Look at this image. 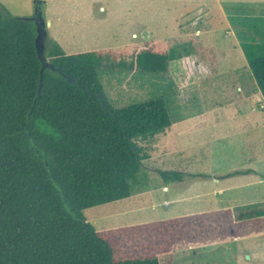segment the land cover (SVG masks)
Wrapping results in <instances>:
<instances>
[{
	"label": "trees",
	"instance_id": "trees-1",
	"mask_svg": "<svg viewBox=\"0 0 264 264\" xmlns=\"http://www.w3.org/2000/svg\"><path fill=\"white\" fill-rule=\"evenodd\" d=\"M0 5V264H160V257L264 235V207L221 208L98 229L84 210L130 197L149 154L137 143L172 126L155 98L115 107L99 79L106 55L67 53L41 18ZM242 49L264 97V43ZM179 56L147 47L142 70ZM165 183L181 178L161 170Z\"/></svg>",
	"mask_w": 264,
	"mask_h": 264
},
{
	"label": "rangeland",
	"instance_id": "rangeland-1",
	"mask_svg": "<svg viewBox=\"0 0 264 264\" xmlns=\"http://www.w3.org/2000/svg\"><path fill=\"white\" fill-rule=\"evenodd\" d=\"M0 5L16 16L37 13L36 0ZM41 18V50L49 37L70 54H105L98 74L111 103L162 97L173 122L137 139L150 156L130 197L84 210L96 228L264 207V119L255 125L250 117H264V100L242 49L264 43V0H44ZM147 47L179 57L168 71L149 73L135 62ZM162 169L181 178L165 183ZM160 264H264V235L179 250Z\"/></svg>",
	"mask_w": 264,
	"mask_h": 264
},
{
	"label": "crops",
	"instance_id": "crops-1",
	"mask_svg": "<svg viewBox=\"0 0 264 264\" xmlns=\"http://www.w3.org/2000/svg\"><path fill=\"white\" fill-rule=\"evenodd\" d=\"M86 51H88V50H86ZM67 52V51H66ZM68 53V52H67ZM258 87V86H257ZM259 89V88H258ZM260 91V90H259ZM261 98H262V100H264V97L262 96V94H261ZM247 105H248V107H250L251 108V110L252 109H255V103H254V101H253V99L252 100H250V103L248 102L247 103ZM251 110H249V111H251ZM250 117L253 119V121H254V124L255 125H257L260 121H263V119H264V117L260 114V113H258V112H255V110L254 111H251V115H250ZM163 170V169H162ZM164 170H168V169H164ZM246 171H250V170H248V169H245ZM243 172H245V171H243ZM225 208H231V207H225ZM219 209H221V208H219ZM231 209H233V208H231ZM248 209H250V208H248ZM215 210V209H214ZM234 210V209H233ZM245 210V209H244ZM206 211H209V210H206ZM240 211H242V210H240ZM240 211H235L234 210V212H240ZM201 212H203V211H201ZM197 213V212H196ZM188 214H191V213H188ZM183 215V214H182ZM179 216V215H178ZM175 217V216H174ZM168 218H170V217H168ZM159 219H164V218H159ZM159 219H155V220H159ZM150 221H152V220H150ZM145 222H147V221H145ZM138 223H142V222H138ZM133 224H136V223H133ZM127 225H131V224H127ZM119 226H122V225H119ZM114 227H117V226H114ZM111 228V227H110ZM247 239V238H246ZM193 250H195V249H193Z\"/></svg>",
	"mask_w": 264,
	"mask_h": 264
}]
</instances>
